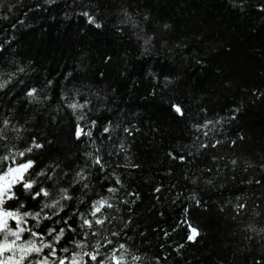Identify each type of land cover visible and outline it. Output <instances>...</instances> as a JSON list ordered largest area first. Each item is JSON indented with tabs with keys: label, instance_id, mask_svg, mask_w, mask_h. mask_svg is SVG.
<instances>
[{
	"label": "trees",
	"instance_id": "1",
	"mask_svg": "<svg viewBox=\"0 0 264 264\" xmlns=\"http://www.w3.org/2000/svg\"><path fill=\"white\" fill-rule=\"evenodd\" d=\"M262 6L0 0V130L7 136L0 155L4 145L22 151L35 138L43 147L28 154L36 161L30 178L50 193L32 200L18 187L21 211L38 212L67 188L72 199L51 221L44 214L58 209L44 208L41 227H63L54 221L72 217L78 230L65 236L85 250L99 241L102 257L116 248L126 264H264ZM85 101L83 109L68 106ZM77 123L92 137L76 139ZM97 155L102 170L93 164ZM102 198L112 207L101 208L96 218L104 223L96 224L93 201ZM79 213L93 220L91 229L78 227ZM26 219L34 228L37 221ZM188 224L198 229L191 241ZM71 240L63 246L79 251Z\"/></svg>",
	"mask_w": 264,
	"mask_h": 264
},
{
	"label": "snow or ice",
	"instance_id": "2",
	"mask_svg": "<svg viewBox=\"0 0 264 264\" xmlns=\"http://www.w3.org/2000/svg\"><path fill=\"white\" fill-rule=\"evenodd\" d=\"M261 10H264L262 6ZM83 15L88 18V22L95 24L97 28L101 27L100 24L96 23L95 18L88 12H84ZM7 19V17H4ZM167 27V25H165ZM22 71V69H21ZM6 83V82H5ZM51 83V82H49ZM4 84H0V88H3ZM36 92V89H31L27 94L33 96ZM88 101H85L82 104L71 103L68 106L72 109H83L88 104ZM175 112L180 115H183L181 107L177 104L172 105ZM239 111V109H236ZM85 115L81 114L76 117L78 121L85 120ZM235 118V117H233ZM92 126L96 125V121L92 120L90 122ZM110 123V122H109ZM212 121H207L203 127H207L208 124H211ZM5 127L9 124V120L5 119L3 121ZM196 127H201L197 125ZM125 132H129L128 128L124 129ZM75 137L76 139H81L83 136L89 138L92 137V131L85 130V127L77 123L75 128ZM104 133L109 132V127L103 128ZM207 135V133H205ZM0 140H7V136L3 135V130H0ZM95 143V141H93ZM219 143V141H217ZM235 143V141H233ZM206 147V145H201ZM7 151L0 155V264H126L124 260V254L121 253L117 255V249L113 248L110 255L101 256L100 249L105 245L101 244L99 241L91 248V250H85L88 248L83 241L71 240V236H65V233L74 234L77 232V227L75 221L72 217L67 219L61 217L54 221L55 224L59 225L63 223V227H50L48 224H44L41 227L40 217L41 212L44 208H57L58 210L53 212L52 215L44 214L45 220H52L53 216H58L60 212L64 211L65 205L61 204V201L71 200L72 196L69 195V190L67 188H61L60 196L58 199L52 200V202L45 203L43 208L38 212L21 211L25 207L24 203L19 200L17 196L16 189L18 187L22 188L25 192L29 193V196L32 200H38L39 198L48 197L50 195L48 189L40 187L39 190H35L34 186L37 181L30 178V170L34 168L36 161L31 158L30 153H32L33 148L39 149L43 145L38 143L35 138L32 141V147H26L21 150H13V148L4 145ZM88 156L92 157V153H87ZM171 155V153H170ZM179 159L183 160L184 157L180 156ZM233 164L236 161H232ZM93 164L97 165L101 170L104 168V163L102 158L97 155L93 157ZM83 169L80 172H77L76 175L80 179H84L81 175ZM37 175H44V172L41 171ZM51 179V177H48ZM119 179L116 180V183H119ZM85 188L88 187L87 184L84 185ZM160 189L157 188L156 191ZM109 192H115V188H109ZM12 202L9 204V202ZM199 203V201H197ZM112 207L111 204L107 203V200L102 198L98 201H93V211L91 216L94 218L96 224H103L104 220H101L97 217V213L101 211V208L106 205ZM7 205V206H6ZM15 205V206H14ZM238 207H243V205H238ZM67 215V213H65ZM76 215L73 213V216ZM83 222L78 227L83 229L87 226L88 229L93 227V220L84 218V213H79ZM27 217H32L37 222L32 227H26L28 224ZM190 229V234L188 235V240H194L195 236L198 235V229L193 227L191 224H188ZM34 229H39L36 231ZM27 234V237L26 235ZM85 237L88 236V232H84ZM93 236L96 235L95 232L92 233ZM112 235H118V233H112ZM47 237V239H45ZM71 240V243L79 251L70 250L68 247L63 246V242ZM107 244H112V241L107 240ZM59 246V247H58ZM120 249H124L125 245L120 244ZM45 249L47 251L45 252ZM59 253H64L66 255H60ZM140 257H133V260H139ZM256 264H260L259 261Z\"/></svg>",
	"mask_w": 264,
	"mask_h": 264
}]
</instances>
